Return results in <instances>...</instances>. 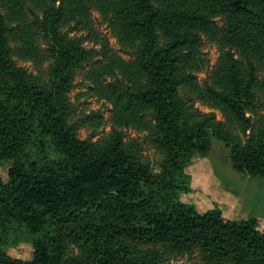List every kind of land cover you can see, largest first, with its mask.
I'll use <instances>...</instances> for the list:
<instances>
[{
  "label": "trees",
  "instance_id": "trees-1",
  "mask_svg": "<svg viewBox=\"0 0 264 264\" xmlns=\"http://www.w3.org/2000/svg\"><path fill=\"white\" fill-rule=\"evenodd\" d=\"M5 5L0 169L10 167L7 181L0 176V264H166L197 252L204 264H264L259 219L229 220L219 206L200 212L182 201L192 192L188 168L196 157L209 158L213 140L244 180L264 179V0ZM92 8L129 60L107 44L95 60L97 53L70 36L72 28L91 31ZM204 40L220 57L201 86ZM16 54L48 67L35 76L17 65ZM86 66L94 89L113 105L112 132L96 142V134L81 139L80 132L102 117H79L70 96ZM109 77L115 81L105 84ZM131 127L148 132L162 156L156 168L138 144L125 143L120 130ZM21 244L32 246V260L7 253Z\"/></svg>",
  "mask_w": 264,
  "mask_h": 264
},
{
  "label": "rangeland",
  "instance_id": "rangeland-1",
  "mask_svg": "<svg viewBox=\"0 0 264 264\" xmlns=\"http://www.w3.org/2000/svg\"><path fill=\"white\" fill-rule=\"evenodd\" d=\"M5 2L6 0L2 1L0 9L7 18L8 10ZM91 14L93 19L92 32L80 30L79 28H72L69 30L70 36L80 40L87 50H92L97 53L95 60L103 58L101 54L102 47L105 44L122 59L129 60V57L122 52V48L118 44L117 39L114 38L111 25L95 8H92ZM200 50L204 53L205 69L198 73V82L203 86L206 82L210 81V77L217 66L220 53L218 48L208 43L207 40L202 42ZM14 60L18 66L25 68L29 73L35 76L46 71L48 67V63L41 65L37 61L23 58L18 54L14 56ZM90 70L91 67L86 66L78 71L75 88L70 96L72 102L76 106L77 115L79 117H85L92 112L98 113L102 117L101 120L90 119L89 124L80 132L81 139H87L96 134L93 139V141L96 142L100 139L108 138L112 132L113 105L105 99L104 95H101L99 90L94 89L95 84L91 81ZM119 78L121 77L119 76ZM112 81H115V79L109 77L106 79L105 84H109ZM196 107L204 113H214L218 120H225L220 111L211 108L201 101H197ZM146 119L149 120L150 118L147 116ZM120 131L124 134L125 143L138 144L143 157L156 168L157 162L161 160L162 156L154 146L146 140L148 132L133 127L123 128ZM9 167L10 164L0 169V176L4 181L8 179ZM190 171L195 176L201 173L206 179L202 178L201 182L195 186L192 193L182 196L183 202L195 205L200 212H206L219 206L218 201L222 204L225 201L229 202L228 200L231 194L240 192L244 199L242 203H236V205H234L235 207L230 203H225L228 207L232 206L235 208L231 209V211L235 210V215L232 216L231 220H243L256 217L261 221L259 229L264 232V179L247 178L244 180L245 176L236 173L230 164L229 151L223 143L213 140V148L209 158H194L190 165ZM211 174L215 177V183L217 185H222L224 188L220 186L215 191L213 190L212 184L209 181L212 176ZM207 185L209 188L208 194L206 193ZM216 192L221 194L218 195ZM230 214L232 213L230 212ZM7 253L13 258L30 261L32 260L33 249L30 244H21L16 248H8ZM166 264H204V262L200 253L197 252L193 255L184 254L171 256Z\"/></svg>",
  "mask_w": 264,
  "mask_h": 264
},
{
  "label": "crops",
  "instance_id": "crops-1",
  "mask_svg": "<svg viewBox=\"0 0 264 264\" xmlns=\"http://www.w3.org/2000/svg\"><path fill=\"white\" fill-rule=\"evenodd\" d=\"M188 173L191 175V177H192V184H191V188H192V192L194 191V188H195V186L196 185H198L199 184V182H201V179L202 178H205L206 179V177H204V175H202L201 173H199L197 176H195L194 174H192L191 173V171H190V167L188 168ZM195 174H196V171H195ZM212 175V174H211ZM209 181L211 182V184H212V188H213V190L215 191L217 188H219L220 186H221V188L223 187L222 185H217L216 183H215V177H214V175H212L211 177H210V179H209ZM220 183H222V182H220ZM207 194L209 193V188H208V185H207ZM205 188V189H206ZM224 188V187H223ZM191 192V193H192ZM217 193V192H216ZM218 195L219 194H221V193H217ZM232 195V196H231ZM230 196H229V202H224L223 204L221 203V202H219L218 201V203H219V207H221V209L223 210V212H224V214H225V216H226V218L227 219H229V220H231L232 219V216H234L235 215V213H234V211L235 210H232L231 211V209H235V208H233V207H235L234 205H236V203L237 204H240V203H242V201L244 200L243 199V197H242V195L240 194H231ZM225 203H230V204H232L233 205V207L232 206H230V207H228V205L227 204H225ZM223 205H225V206H223ZM209 208H212V207H209ZM230 212L232 213V214H230Z\"/></svg>",
  "mask_w": 264,
  "mask_h": 264
}]
</instances>
